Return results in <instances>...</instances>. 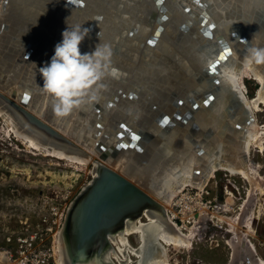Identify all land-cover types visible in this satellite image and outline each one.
Masks as SVG:
<instances>
[{
    "label": "water",
    "instance_id": "95a60500",
    "mask_svg": "<svg viewBox=\"0 0 264 264\" xmlns=\"http://www.w3.org/2000/svg\"><path fill=\"white\" fill-rule=\"evenodd\" d=\"M122 1L118 0L119 7L123 6ZM171 1L140 0L141 9L136 10L133 23L124 27L123 35L131 42L128 45L122 36L113 41L100 38L104 16L90 25V39L80 44V51L90 53L98 44L109 45L113 53L111 74L102 81L99 99L75 109L71 115L78 121L66 119L69 126H64L53 119L39 71L50 63L56 44L63 39L61 33L66 29L60 28L59 21L62 22L64 9L54 7L50 0H0V107L13 117L20 130L38 138L42 145L84 155L94 163L95 174L73 198L61 229L68 264H110L105 256L113 249L112 237L138 218H144L146 211H152L164 224H175L151 188L148 176L157 156H172L179 162L180 155L190 153L188 142L201 135V126L192 119L195 115L204 118L208 134L221 131L216 124L218 120L208 121L209 113L221 119L222 114L236 116L244 112L248 122L257 121L240 88L227 79L222 81L220 66L234 51L241 57L249 55L248 49L255 42L249 37L250 32L237 31L230 41L218 23L208 22L209 14L205 12L198 15L201 19L198 26L186 19L178 22L174 19V31H168L158 9L173 14L170 11L178 1ZM179 3L180 12H190L184 2ZM77 4L85 6L88 2L78 0ZM244 20L251 23L249 18ZM214 38L219 40V49ZM138 44L140 49H133ZM145 46L161 53L157 58L167 66L165 70L152 75L136 70V64L151 55L150 51H144ZM172 46L180 53H174ZM132 49L137 50L136 56ZM38 53L49 59L35 60ZM213 55L216 58L210 62ZM30 63H34V69ZM28 65L32 69L30 75L25 73ZM202 79L206 81L203 87L198 86ZM215 127L218 130L213 131ZM227 127L221 131L224 136L233 129L230 123ZM245 137L246 129L240 143L234 142L237 148L223 157L221 153L219 160L210 158L205 166L198 163L193 176L212 175L213 165L216 169L239 156L248 163Z\"/></svg>",
    "mask_w": 264,
    "mask_h": 264
},
{
    "label": "bare ground",
    "instance_id": "6f19581e",
    "mask_svg": "<svg viewBox=\"0 0 264 264\" xmlns=\"http://www.w3.org/2000/svg\"><path fill=\"white\" fill-rule=\"evenodd\" d=\"M66 1H68V5L66 4ZM84 1H87L88 5L85 4V6H79L77 4L78 0H73V2H69V0H50L54 7H61L64 9V15L61 17L62 22L60 23L59 21L60 28L65 27L64 29L67 30L69 29L67 28L68 26H70V28L81 26V30L83 31V29H89L90 25L92 23H95V20H97L99 16H104V18H102V22L100 23V28H102L103 34L100 38L105 41L109 39L113 41L114 39L120 38L122 36L124 37V42H126V45L131 43L130 39H127V37L123 35L125 31L124 27L129 26V24L133 23V16H135L137 13L136 10L141 9L140 0H123L122 7H119L118 0ZM177 1L178 2L173 5L172 10L170 11L173 14H169L168 12H165L163 10L161 12V8L158 9L162 17H164L162 18V24L166 30L172 32L174 31L172 24V21L174 19H176L177 22L186 19L185 21H188L190 24L192 23V25L198 26L201 20L198 15L205 12L209 14L207 19L208 22L215 21L216 23H218V25L222 27L225 37L228 36L230 41V38H234L233 33L237 31H243L247 34L248 32H250L249 37H252L255 41L252 48L264 49V0ZM180 1L184 2V5L188 6V8L191 9L190 12L187 10H183V12H180ZM169 2L172 3L173 1L169 0ZM183 9H185V7ZM25 12L27 14L33 13L28 11ZM253 15L254 18H251L253 17ZM256 15L258 17L257 19L255 18ZM221 17L222 19H224L222 20ZM248 18L250 19L251 23H249V21L245 22L244 19L248 20ZM198 28L200 29V27ZM238 28L241 29L239 30ZM62 33L61 37L63 38ZM90 36L91 32L88 31V34L85 36L84 40L81 43L89 40ZM202 39L204 40L203 36ZM214 40H217V38H214ZM217 43V47L219 49L221 47L219 40H217ZM160 46L162 47V44H160ZM135 48L140 49V44H138L137 46L135 45L133 49ZM168 49L171 52V49ZM144 51H150L151 55H149V58H147L146 60L138 62V64H136L137 71L148 72L152 75L154 72L160 71V69L165 70L167 68V66L163 62L160 63V60L157 57H159L161 53L157 54L154 47L148 49L145 46ZM172 51L174 53L177 52L173 46ZM136 54L137 50H133V56H136ZM190 55H193L192 51H190ZM247 57L248 55H246L245 57H241L238 52L234 51L232 55L228 57L226 62L221 63V75L222 81L223 79H227L228 81L233 83L234 86L240 88V91L244 95V102L247 103L248 107L251 109V112L254 115V119L257 120L255 109L259 110V105L261 104V102H263L264 104V63H248ZM214 58H216L215 55H213L209 61H213ZM34 59L41 62L45 61V59L48 60L49 57L45 56L44 54L38 53L35 55ZM17 63L20 62L17 61ZM29 65L32 69H34V63H30ZM29 65L28 69L25 70V73L27 72L28 75H30L29 70H32L29 69ZM242 75L252 76L260 82L257 97H247L244 85L240 81ZM205 82L206 81L202 79L200 85L198 86H205ZM38 84L39 82L37 83V86ZM157 85L159 87V83H157ZM47 101L48 103H50L48 105L51 106V112L54 113L52 104L53 101L49 95L47 96ZM48 105L46 103V106ZM0 114L4 117L7 125L9 126V131L14 132L30 147L39 149L40 152L41 150H43L50 155L52 154L60 158H66L71 162H76L80 165H87L91 161V159L86 158V156L84 155L65 152L55 146L50 149L46 145H42L38 138L28 134V132L26 131L20 130L16 126L13 117L6 111H4V109L1 107ZM207 117L208 121L211 123H213V121L215 122V119L218 120L219 122H217L216 124H219L218 129H221V131H226L228 129V123L233 125V129H229V134L224 136V132L222 133L215 127L212 130L218 131H216V133L214 132V134H208L206 133L207 129L204 130V127H206L204 118L199 115H195L192 119L195 121V123H197V126H201V135L200 137L196 138L197 141L195 138H192L190 139L191 141L188 142L190 153L180 155L182 156V158L179 162L174 161L172 156H170V158L157 156V158L153 162L155 166H151L152 171L149 172V175L151 176H148V178H150L149 184L151 188H153L155 192H157V194L159 195V199L166 206L171 219H174V213H170L171 206L172 204H174V196L189 184L203 187L206 184L207 179L210 178V175L204 177L203 173L199 177L193 176L194 169L198 163L205 166L206 164L204 163L208 160H211L210 158L214 159L211 161H216L221 157V153L222 157L223 155H226V153L229 154L230 150H233L235 147L237 148L234 142L238 140V143H240V140L243 139L242 135L244 134L245 129L246 137L244 145L247 151H250V147L254 142L258 143L261 148L264 145V127L258 129L257 121L248 122L249 117L244 112H238L236 113V116H228L227 114H222L221 119H219L220 116H216L215 114L210 115V113ZM235 118H237V120ZM53 119L56 121V123L61 122V124L64 126L67 125L66 119H70L71 122L78 121L77 119H75V117L73 118L71 114L66 117H58L54 113ZM80 131H82L84 135L86 134V130H84V127H81ZM87 132H89V130H87ZM79 135H81V132L78 133V136ZM168 150L169 152H172L171 150L173 149L171 146H169ZM118 165L120 164H115L114 166L117 167ZM218 168H223L233 174H240L246 177L252 183L253 187H251L253 189L254 187L256 188L257 184L263 185V187H258L257 191L260 190L261 193H264V182L261 183V181H259L256 167L248 165V163H246L245 160L240 156L237 157L234 161L230 159L227 161V163H222ZM213 169L214 171L216 170L214 165ZM257 181H259L260 183H257ZM249 191V193H252L253 190L250 189ZM262 211V205H260L258 206L257 212L252 211L253 214L251 216H247V219L248 217L253 218L259 215ZM200 215L201 217L203 216L202 214ZM239 218L237 217V220L235 221L236 224L230 221L232 224L231 231H234L236 234H234V237L232 239L227 241L228 245L232 249L231 262L229 264H264V258L257 257L255 254V245L253 244L252 239L250 237V239L246 237L245 232L241 231L242 229H239V227L243 226V219L242 217ZM247 219H245V222L247 221V224L245 223V227L248 226L247 231H254L252 221L249 219L248 221ZM195 223H198V221H196ZM61 229L56 236V260L59 264H68L64 255L62 241L60 239ZM133 234L138 237V247L133 246L132 242L129 239V236ZM251 234H253V232ZM195 240H198V238L194 230H189V232H186L180 225L176 223L173 225H168L166 223L164 224L157 217H155V215L152 214V211H146L144 218H138L137 221L128 224L123 232L119 233L117 236L112 237L113 249L106 254L105 259L109 260L110 264H113L111 263V259H113L114 264H175L177 262V259L174 258L170 251L173 249L180 251H190L195 247ZM133 256L137 259V262L132 259ZM173 260H175V262ZM86 264L97 263L92 262Z\"/></svg>",
    "mask_w": 264,
    "mask_h": 264
},
{
    "label": "rangeland",
    "instance_id": "374dc122",
    "mask_svg": "<svg viewBox=\"0 0 264 264\" xmlns=\"http://www.w3.org/2000/svg\"><path fill=\"white\" fill-rule=\"evenodd\" d=\"M240 81L248 98L257 97L260 87L257 79L242 75ZM255 114L260 129L264 127L263 102L259 110L255 109ZM8 127L0 114V251L8 249L19 257L18 249L22 245L16 237H29L51 225L56 230L58 221L65 219L73 198L91 181L95 171L92 160L80 165L43 150L40 152L10 132ZM248 165L256 167L258 179L263 183L264 145L262 148L255 142L251 145ZM209 177L203 187L189 184L174 196L170 211L174 213L173 222L186 232L194 230L198 238L190 251H170L177 259L175 264H229L232 249L227 241L236 234L231 231L230 221L236 224L237 217L243 219L239 229L252 239L256 256L264 258V193L257 191L263 185L257 184L253 189L246 177L223 168L216 169ZM260 205L263 211L253 218L248 217L254 226V231L249 232L245 219L257 212ZM129 239L138 247L136 235H130ZM32 247L52 254L56 251L50 233ZM132 259L137 262L134 256ZM43 264L59 263L50 258Z\"/></svg>",
    "mask_w": 264,
    "mask_h": 264
},
{
    "label": "clouds",
    "instance_id": "9594fccd",
    "mask_svg": "<svg viewBox=\"0 0 264 264\" xmlns=\"http://www.w3.org/2000/svg\"><path fill=\"white\" fill-rule=\"evenodd\" d=\"M88 29L75 26L62 33L63 39L55 46L49 64L39 69L43 90L53 101L58 117H66L82 105L99 99L102 81L111 74L112 49L97 45L90 53H81L80 44ZM247 62L264 63V49L249 48Z\"/></svg>",
    "mask_w": 264,
    "mask_h": 264
},
{
    "label": "built area",
    "instance_id": "2783aa9c",
    "mask_svg": "<svg viewBox=\"0 0 264 264\" xmlns=\"http://www.w3.org/2000/svg\"><path fill=\"white\" fill-rule=\"evenodd\" d=\"M63 220V219H62ZM63 226L62 221H58V228L54 230V226L51 225L46 228H41L36 234L29 237H16L18 242H21V247L18 249L19 257H16L12 251L5 249L0 251V264H43L50 258L56 259V251L52 253L45 250H39V248H33L35 242L43 241L47 237V233L53 236V242L56 243L57 234ZM12 239L10 238L9 241Z\"/></svg>",
    "mask_w": 264,
    "mask_h": 264
},
{
    "label": "flooded vegetation",
    "instance_id": "af4514ba",
    "mask_svg": "<svg viewBox=\"0 0 264 264\" xmlns=\"http://www.w3.org/2000/svg\"><path fill=\"white\" fill-rule=\"evenodd\" d=\"M148 220V219H147Z\"/></svg>",
    "mask_w": 264,
    "mask_h": 264
}]
</instances>
